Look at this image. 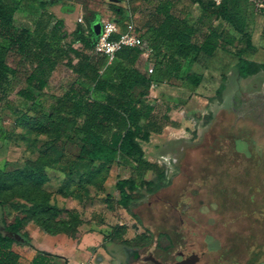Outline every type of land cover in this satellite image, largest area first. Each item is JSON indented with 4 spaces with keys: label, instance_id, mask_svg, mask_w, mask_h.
<instances>
[{
    "label": "rangeland",
    "instance_id": "rangeland-1",
    "mask_svg": "<svg viewBox=\"0 0 264 264\" xmlns=\"http://www.w3.org/2000/svg\"><path fill=\"white\" fill-rule=\"evenodd\" d=\"M198 1L206 4L207 11ZM222 1L7 0L15 9L19 28L33 32L46 11L54 15L49 28L62 20L63 46L81 49L76 29L82 28L89 36L92 30L95 40L96 29L106 19L119 20L120 25L133 22L143 34L144 45L137 49L134 65L118 59L110 68L101 67L98 85L76 73L68 59L61 57L48 86L27 100L20 91L31 89L26 77L32 61L20 49L4 43L3 55L12 74L8 96L0 103V200L5 202V207H0L6 208L9 216H22L26 223L38 226L40 220L63 230L59 234L77 245L74 261L86 259L88 254L92 264L104 257L118 264L126 244L139 246L143 256L152 253L166 263L182 260L180 252L185 256L197 252L201 256L198 264H212L215 255L208 252L207 232L228 244L236 240L230 235L233 229H264V104L259 105L261 96H253L255 92L256 108L248 104L241 108L235 102L248 88L264 90V71L248 78L239 76L237 52L246 44L230 23L213 13ZM233 2L247 7L246 31L254 45L243 57L264 63V15L248 0ZM231 11L237 12L233 3ZM167 16L196 28L192 37L196 43L213 30L221 32L226 41L229 36L235 41L225 48L219 46L211 57L200 55L194 62V55L181 53L176 43L160 35L159 26ZM87 53L100 62L93 49ZM188 68L203 75L199 94L207 99L202 103L204 113L194 116L187 131L177 137L157 136L143 143L148 159L161 168L159 177L154 171L138 174L135 163L120 157L110 163L80 159L83 118L73 114L72 96L104 100L106 87L130 72L177 90L178 101L170 103L169 109L178 110L193 96L188 90L191 84L184 80ZM221 83L225 90L219 100ZM144 90L136 85L132 92L137 97ZM155 98L146 96L144 100L156 106L158 113H166V105ZM161 170L166 173L167 185L156 190ZM129 178L135 180L130 209L119 204L117 188L119 180ZM47 205L52 209H46ZM263 239H258L254 250L261 253L260 260H264Z\"/></svg>",
    "mask_w": 264,
    "mask_h": 264
},
{
    "label": "trees",
    "instance_id": "trees-1",
    "mask_svg": "<svg viewBox=\"0 0 264 264\" xmlns=\"http://www.w3.org/2000/svg\"><path fill=\"white\" fill-rule=\"evenodd\" d=\"M248 1L255 5L256 12L264 15V0ZM198 2L202 9L207 11L206 4L203 1ZM231 3H233L234 9L237 10L236 14L231 11ZM213 13L217 18L230 23L235 31L242 36V41L246 44V48L237 52L239 76L248 78L264 71V63H258L243 57L245 51L254 50L251 35L246 31L247 7L245 5L237 6L233 0H223ZM51 18H54V15L46 11L37 21L33 32L27 28H19L15 23V9L7 3V0H0V103L8 96L12 74V70L3 55L5 42L10 47L23 51L32 61V69L26 77V83L32 90L20 91V95L27 100H33L35 97L34 92H42L48 86L61 57L68 59V66L76 73L91 79L97 85L101 83V67L104 69L110 68L115 65L118 59L130 65L135 64L138 57V48H125L119 51L113 64L109 66H106L104 57H100V62H94L87 53L89 49H93L97 39V36L95 40L92 39L94 35L92 30L91 36H89L84 33L82 28L78 27L76 29L77 38L82 44L81 49L61 45L63 21L57 19L54 25L49 28ZM122 26L124 27L123 24ZM136 30L143 37L142 32L137 27ZM197 32V29L193 26L188 25L186 22H179L172 16H167L159 26L160 35L166 41L176 43L181 53L194 55V62L197 61L200 55L211 57L219 46L225 48L235 41L234 36H229L226 41L221 32L213 30L205 34L203 39L196 43L192 37ZM75 59L77 62H75ZM184 80L198 86L203 80V75L188 68ZM136 85L145 87L144 92L139 93L137 97L132 92ZM150 85V81L126 72L117 82L106 87L104 100L90 99L83 94L72 96V112L76 117L83 118L80 127V132L83 134L80 159L90 162L110 163L120 157L135 163L138 174L144 175L147 171H154L159 177L161 168L156 162L145 158L143 143L149 142L153 133H162L164 127L169 125L170 120L165 114L160 116L155 113V106L145 102L144 99L149 93ZM224 90L225 83H221L217 89L219 100H222ZM161 171V178H156L159 180L156 183V190L167 185L166 173L164 170ZM152 183H154L153 180L149 181L148 185ZM117 188L120 193L119 204L130 209L134 199V178L119 180ZM0 206L4 208L5 202L0 200ZM46 209L52 208L47 205ZM36 223L43 231L52 235L63 231L53 229L50 224L40 220ZM27 224L28 222L26 223L22 216L12 219L6 213L3 214L4 228L0 229V264H23L20 261V255L13 250V246L17 243L16 240L7 233H22L30 240L28 232H22ZM261 230L258 232L257 229L255 230L252 227H245L241 230L233 229L230 235L235 236L236 240L234 239V242L228 244L223 239H219L213 232H207L205 240L208 252L215 255L211 263L264 264V260H260L261 253L254 251L256 249L255 244L259 243L258 239L261 236L264 237L261 234L264 233V229ZM152 240L147 245H150ZM173 245L174 242L171 239L170 247ZM261 245H264V239ZM150 254L154 256L152 253ZM180 255L184 258L196 255L199 260L195 264H198L201 259L197 252H193L189 256H185L184 252H180ZM56 257L57 255L50 252L39 251L29 264H55ZM154 257L166 263L159 257ZM141 263L156 264L152 260H143Z\"/></svg>",
    "mask_w": 264,
    "mask_h": 264
},
{
    "label": "crops",
    "instance_id": "crops-1",
    "mask_svg": "<svg viewBox=\"0 0 264 264\" xmlns=\"http://www.w3.org/2000/svg\"><path fill=\"white\" fill-rule=\"evenodd\" d=\"M200 87H201L200 85L194 86L191 84V88L190 89L188 88V90H191V92L193 93V96L191 97V99L188 98L185 102H183L178 108V110L171 111V108L169 109V106H170V103L175 102L177 100L175 96V93L177 90L166 88V86H164L160 82L151 83L150 88H149V93L147 96L156 97L155 98L157 99L155 100L156 102H160L161 104L166 105L167 112L164 114L169 117L170 123L169 125H166L164 127L162 133L160 134L153 133L151 135V139L149 142L153 140L152 139L153 137L156 138L157 136H165V135L175 136V135L182 133L183 131L186 132L187 127H190V124L192 123L194 116L200 117L201 113L203 115L204 108H202L203 107L202 103H205L207 99L203 98L199 94ZM196 105H201V107L196 106ZM195 107H198V108L195 109ZM155 113H158L156 106H155ZM158 114L160 116L164 115L160 113ZM145 158L149 160L146 153H145ZM149 161L153 162V160H149ZM4 213H6L9 216L7 209L6 208L2 209L0 207V229L4 228V225H3V214ZM9 217L12 219L15 218L14 215L9 216ZM22 232H28L30 240H28L22 233H18L20 239H15L17 243L13 246V250L20 255V261L23 264L31 263V261L36 257L39 251H47V252L57 255V257L54 260L55 264H88L89 263L88 254H85V253L83 254L86 255V259L79 260L78 262L74 261L76 253L78 252V249L76 247L77 245L70 243V240L62 234L52 235V234L46 233L39 226L33 223H28L23 228ZM66 247H69V249H66ZM134 248H137V247H134ZM100 249L104 251L103 248H100ZM99 262L100 263L98 264H111V262L108 261L106 257H104V259H102ZM89 264H92V263H89Z\"/></svg>",
    "mask_w": 264,
    "mask_h": 264
},
{
    "label": "built area",
    "instance_id": "built-area-1",
    "mask_svg": "<svg viewBox=\"0 0 264 264\" xmlns=\"http://www.w3.org/2000/svg\"><path fill=\"white\" fill-rule=\"evenodd\" d=\"M144 38L137 32L133 22H126L124 27L116 20H103L93 50L99 57L106 59V66L112 65L117 53L125 48H140ZM150 68L149 72L153 73Z\"/></svg>",
    "mask_w": 264,
    "mask_h": 264
},
{
    "label": "flooded vegetation",
    "instance_id": "flooded-vegetation-1",
    "mask_svg": "<svg viewBox=\"0 0 264 264\" xmlns=\"http://www.w3.org/2000/svg\"><path fill=\"white\" fill-rule=\"evenodd\" d=\"M264 85V84H263ZM259 86H260V84H259ZM257 91V92H256ZM256 91H254V90H252L251 88H248L247 90H246V92H244L242 95H240V98H239V101L238 100H235V102L236 103H240V107L242 108L243 106H244V104H248V106H250V107H252V106H254L253 108H256V103H258L257 101H255L254 100V98L252 97V95L254 94V92L256 93V94H254L253 96H256L257 97V95L258 96H261L260 98H259V105H263L264 104V90L261 92V91H259L258 89L256 90ZM258 92H260V93H258ZM258 93V94H257ZM234 102V103H235ZM257 104V105H258ZM233 108H234V110H235V106H233ZM249 112H251V110L249 111ZM239 116H240V114H239ZM121 257H120V259H119V262H118V264H127V260H130V259H132L133 257H134V254L133 253H126L125 251H124V249H123V247H122V250H121ZM141 252V251H140ZM151 255V254H150ZM150 255H145V256H143L142 255V252H141V258L137 261V262H135V264H137L138 262H141V261H143V260H146L145 258L146 257H148V256H150ZM184 257L183 256H181L180 255V259H183ZM148 260H150V259H148Z\"/></svg>",
    "mask_w": 264,
    "mask_h": 264
},
{
    "label": "water",
    "instance_id": "water-1",
    "mask_svg": "<svg viewBox=\"0 0 264 264\" xmlns=\"http://www.w3.org/2000/svg\"><path fill=\"white\" fill-rule=\"evenodd\" d=\"M100 30H101V26L96 29L95 33H96V36L100 33ZM8 235L12 236L14 239H20L18 233H7ZM123 249L126 253H133L134 254V257L130 260H127V264H133L135 262H137L140 258H141V252H140V248H134V247H130V246H127V245H124L123 246ZM146 260L150 259L152 260L154 263L156 264H167V263H164L158 259H156L154 256L150 255L148 257L145 258ZM199 260V258L196 256V255H192L188 258H184L174 264H195L197 261Z\"/></svg>",
    "mask_w": 264,
    "mask_h": 264
}]
</instances>
